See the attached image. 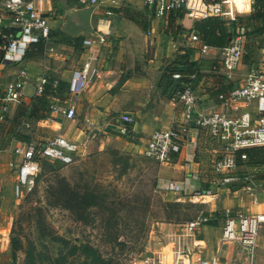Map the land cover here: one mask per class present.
<instances>
[{"label":"rangeland","instance_id":"1","mask_svg":"<svg viewBox=\"0 0 264 264\" xmlns=\"http://www.w3.org/2000/svg\"><path fill=\"white\" fill-rule=\"evenodd\" d=\"M189 7L191 9L190 2ZM206 7L209 9L208 6ZM241 17L245 19L243 29L238 31L234 37H241L244 53L238 69L230 79H226L225 83H230L231 88L243 84L246 73L258 67L261 62L264 50V0H253L250 14ZM186 18L192 17L186 16ZM158 22L160 25L163 23L161 19ZM94 29L96 31L95 27ZM97 33L101 34V31ZM165 36L164 41L158 42L148 36L147 38L140 36L139 39L137 37L126 39L118 36L103 38V40L84 36L78 39L76 46L79 48L71 57H79L89 52L93 58L88 61H92L96 66L102 63L106 56L113 64L123 63L114 57L124 53L125 63L128 60L129 64H132L135 58L139 65H146L151 64L152 61L156 62L154 54H158V62H161L163 69L174 63L182 64L187 59L186 54L189 47H198L197 41L190 40L191 36L187 37L180 29L174 31L171 37ZM9 39L11 38L8 37L7 41ZM107 40L110 44L105 47L103 45ZM160 48L163 49L157 52ZM93 49L97 52L93 53ZM197 55L195 57L199 60L212 57L211 54L200 52ZM220 57L221 53L213 56L215 70L198 68L197 78L193 82L198 96L212 89L213 77H224L219 64ZM245 61L247 64H244ZM28 87L25 91L32 92L34 87L32 85ZM54 105L64 107V104L55 103ZM9 114L8 117H11V112ZM60 115L53 112L50 119L59 120L64 129H69L73 123L64 121V117ZM79 117L76 115V120L79 121ZM8 125L7 121L3 125L0 124V264H24V253L31 244L36 249V253L41 254L42 264H58L53 260L62 255L61 264H82L83 258L71 256L68 249H62L60 243L54 241L52 236L65 239L69 245L91 246L97 249L103 257L110 259L113 264H130L146 251L159 250L165 243L166 234L170 232L165 224L183 225L188 222L167 223L158 207L156 201L158 199L163 202L182 204L179 212L189 213L190 220L201 214L204 215L210 226L212 220H209V214L204 210L206 205L215 207L213 209L219 223H222L219 212L222 213L229 207L235 210L229 206V199L241 201L250 207L255 202H257V208L263 206L261 198L256 200L250 198L238 189L239 186L216 187L214 184L212 192L215 191L218 194L220 191L215 199L213 196L194 198L184 194H168L158 189L159 192H156L152 187L157 181L158 166L144 156L145 143L142 139L138 135H130V141L134 145H124L119 138L125 137L114 134L108 128L102 130L91 128L83 131V134H78L77 139L73 141L78 147V157L75 162L63 167L57 163L45 161L41 172L34 178L30 191L24 190L21 195L17 196L14 169L17 158L11 152L14 140L6 134ZM79 128H81L80 123L77 124L76 129ZM30 134L34 143L42 144L57 136L50 125L33 126ZM204 141L205 138L202 137L196 151L199 159H203L201 150ZM206 155L204 159L209 172L215 156L210 152ZM246 170L264 181V164L246 169L243 167L238 171L242 173ZM65 185L73 193L75 192L71 197L82 193V189L90 194L101 196L100 205L87 209L76 207L70 209L68 204L60 202L57 191ZM127 201L130 202L129 206L124 204H128ZM147 204H149L148 208ZM211 233L214 234L211 240L215 244L220 238V232L216 234V230H213ZM12 236L19 239L22 244V250L16 253L15 261L11 257L10 237ZM258 236L259 238L264 236V229H259ZM232 254L237 255L235 252ZM253 264H264V238L258 239Z\"/></svg>","mask_w":264,"mask_h":264},{"label":"built area","instance_id":"2","mask_svg":"<svg viewBox=\"0 0 264 264\" xmlns=\"http://www.w3.org/2000/svg\"><path fill=\"white\" fill-rule=\"evenodd\" d=\"M129 2L131 0H121ZM150 15L162 19L171 11H187L190 0H141ZM81 6L96 5L97 0H78ZM203 6L201 18L214 17L225 22H235L241 16L250 14L253 0H211L207 9ZM0 10L12 16V28L18 35L9 39L4 48L1 63H19L30 46L43 44L50 40L51 29L48 20L36 9L32 1L0 0ZM195 16V17H199ZM203 16V17H202ZM200 18V17H199ZM190 40L197 41L192 35ZM200 53L209 47L198 43ZM220 68L223 76L230 79L238 69L244 50L240 36L233 37L229 44L220 49ZM89 64H86L78 78L66 89L67 93L83 88L88 74ZM178 73L172 79L178 80ZM189 82L172 101L182 109L180 123L167 130L154 131L145 141L144 156L155 165L161 166L170 162L172 155L181 154L184 147H189L192 153L198 148L196 138H188L189 124L205 138L203 145L213 154L212 186H239L249 197L255 200L261 197L263 209L259 212L244 215L224 209L222 212L223 227L220 239L210 253L204 255L205 246L195 239V235L207 223L202 214L180 225V230L167 236L165 243L157 251H146L136 257L130 264H253L258 248V231L264 229V181L246 170L239 172L245 165H238L237 160L246 161V151L264 147V50L258 67L252 68L245 77L243 84L232 87L226 94L217 97L213 107L205 108L199 104L193 81L195 75L188 77ZM25 72L0 89V123L5 121L12 105L21 102L24 88L28 84ZM48 82L46 75L35 79L34 95H40ZM57 85L54 81L53 87ZM52 112L61 114L66 120L76 118L73 107L61 108L54 106ZM132 120L121 116L114 124V131L120 136L129 134L128 125ZM197 136V134H195ZM13 155L15 163V194L21 195L24 190L30 191L34 178L41 172L43 162L57 163L59 166L72 165L78 157L75 144L63 136L57 135L45 143H15ZM214 182V183H213ZM188 187V189H186ZM179 194L188 191L194 198L213 196L212 190H194L184 182L168 180L156 185L155 191ZM257 204V203H256ZM237 253L234 256L232 253Z\"/></svg>","mask_w":264,"mask_h":264},{"label":"crops","instance_id":"3","mask_svg":"<svg viewBox=\"0 0 264 264\" xmlns=\"http://www.w3.org/2000/svg\"><path fill=\"white\" fill-rule=\"evenodd\" d=\"M24 1H32L39 13L48 20L51 29L50 40L42 50L37 47V45L30 46L25 57H23L22 61L19 63H0V89L3 90L8 84L17 79L20 73L25 72L28 84L23 90L24 96L21 99V102L27 104L29 103L30 98L35 95L34 89L32 92L28 90L25 91V89H27L29 85L34 87L35 79L38 76L46 75L47 77L67 83L69 87L73 81H78L83 67L86 64H89L88 74L84 80L83 88L79 89L78 87L75 92L67 93L63 107H73L76 115L80 116V120L78 121L75 118L74 121H68L62 116L64 121L72 122L74 124H72L69 129H64L63 124L55 119H47L39 122L38 126L50 125L51 129H53L57 135L63 136L73 143V141L77 139L76 136H78V134H83V131L91 128H100L101 130L103 128H108L111 132L120 136L113 130L114 124H116L119 117L128 116L132 120L131 124L128 125L129 134L127 136H122L125 138H119V140L124 145H134V143L130 141V135H138V137L142 139V142L145 143L147 138L154 131L167 130L178 124V119L181 120L182 115L181 107L175 104L172 100L166 99L157 89V84L162 71L161 62H158V54H154L156 62L152 61L151 64L148 63L146 65H139L135 58L132 64H129L128 60L127 63H125L126 58L124 53H120L114 57L116 60L123 63L113 64L108 61V56H106L104 61L96 66L93 65L94 63H92V61H88V59L93 58L89 52H85L79 57L72 58L71 56L76 53L79 46L76 47V45L70 43V40L74 38L62 33L59 30V25L65 7L82 8L84 6H81L78 0ZM190 5L192 10L191 16L203 15V6L199 0H190ZM88 6L93 7L91 22L97 32L101 31V34H98L101 40H103V38L109 39L110 37L116 38L118 36H123L122 38L126 39L128 37H137L139 39L140 36H146L147 38L148 36L149 38L156 39V42H158L164 41L166 37L164 34L158 33V28L160 26L158 21L160 19H156L148 14V11L141 0H131L129 2H123L121 0H97L96 5ZM115 10H119V12H115ZM126 11L129 14L131 12H136L139 15L144 14L146 19L150 16L154 18L155 20L150 23L149 32H141L139 26L136 24L132 26L134 29L136 27L138 28L136 31L133 28H130L129 25L131 24L128 22L126 23L125 21L127 19ZM199 17L201 18V16ZM10 28H12V16L5 11L0 10V32L3 29ZM109 44L110 41L107 40L103 46L108 47ZM162 49H158L157 52H160ZM96 52L97 51L93 49V53ZM109 53H111V51H109ZM216 53H220V50L209 48L204 52L203 54H211L212 57H207L202 60L200 59L199 67L207 70H215L216 67L213 62V56ZM202 58L204 57L202 56ZM224 78L225 77H221L220 80L226 82V78ZM211 82L213 87L217 85L216 78H212ZM197 98L199 104L205 108L213 107L215 104L210 99L207 92L201 96L197 95ZM16 106L17 105H12L8 114L11 112L13 115ZM78 123H80L81 128L76 129ZM195 134H197V136H195ZM202 137L203 135L201 133L198 135V133L194 131L193 124L190 123L188 138H196L199 146V141ZM15 143L17 142H14V146L16 145ZM12 151L13 150H11V152ZM209 152V149L203 145V149L201 150L202 154L200 153L203 159H199L198 156H196V152L192 153L188 146L184 147L181 154L172 155L170 162L158 166L157 185L159 186L168 180H173L184 182L189 188L194 190H212V165L208 172L206 169V160L204 159L207 156L206 153ZM186 189H188V187ZM179 194H184L188 197L190 196L188 191ZM218 194L214 191L212 194L213 199L217 198ZM256 203L257 202L250 207L248 204L244 205L245 203L243 204L241 201L229 199V206L235 208V210L232 209V211L244 215H250L263 209V206L257 208ZM213 208H215L213 205H206L204 209L205 212L209 214V220H212L211 226L208 221L195 235V239L201 242L206 248L203 253L204 255L210 253L212 249H215L218 243H212L211 238H214V234L211 232L216 230V234L220 232L221 235L223 227L222 215L220 217L222 223H219ZM218 214L222 213L219 212ZM165 226H167L166 228L170 231L169 234H166L167 236L180 230V225L165 224ZM260 238H264V236Z\"/></svg>","mask_w":264,"mask_h":264},{"label":"trees","instance_id":"4","mask_svg":"<svg viewBox=\"0 0 264 264\" xmlns=\"http://www.w3.org/2000/svg\"><path fill=\"white\" fill-rule=\"evenodd\" d=\"M202 1L206 6L210 7L211 0ZM115 12H119V10H115ZM186 16V11L181 10L171 11L164 14L161 19L163 23L159 26L158 33H162L171 37L174 31L180 29L185 32L187 37L192 35L198 37L199 42H197V44L199 43L200 45H205L209 48L220 50L229 44V40L232 39L238 31L243 29V23L245 20L240 17L235 22L230 23L214 17L187 19ZM126 17L127 19L125 21L126 23L128 22L131 24L129 25L130 28L134 29L132 26L136 24L137 26H140L139 28L141 32H149L150 23L152 21L151 16L146 19L144 14L139 15L136 12H131L129 14L126 11ZM136 29L138 28L136 27L134 30L136 31ZM18 32L19 31L15 28L3 29L0 32V63L3 57L4 48L8 43L7 38L16 37ZM79 38L70 40V43L74 45L78 44ZM37 47H39L41 50L44 49L43 44H38ZM198 53V47L193 48V46H190L186 54L187 59L182 64L174 63L173 65L164 67L162 69L157 84V89L162 96L168 100H173L176 98L177 93L182 91L184 86L189 82V76L195 75L196 80L199 68V58L195 57V55ZM244 63L247 64L246 61ZM174 73H178L182 77L178 80H174L172 79V75ZM213 78H216L217 85L214 87L212 86V89L207 91V94L214 103H217L218 95L226 94L231 89V85L225 84V82H223L224 80H220L221 77ZM54 81L57 82L55 87H53ZM67 87V83L48 77V82L40 95L31 97L29 103L27 104L23 102L17 104L13 115L11 117L6 115L5 121L0 123L1 125L5 124L6 121L9 123L6 134L17 143L28 144L34 142L30 134L32 127L38 126L39 122L50 119V117L53 116L51 108L55 106V103L61 105L64 104L67 97ZM56 106L59 107L58 105ZM263 153L264 147L250 149L246 151V161L241 162L240 160H237V164L245 165L246 167L261 166L264 164ZM45 163L46 162H43V166ZM156 184V182L153 183V190H155ZM57 191L60 202L62 204H68L70 209L71 207L87 209L100 205L101 196L90 194L88 191L83 189V192L77 193L76 197H71V195H74L75 192L73 193V191H71L67 185L61 187ZM156 201L158 202V207L161 209V213L164 215V220H166L167 223L177 224L182 221L190 220L189 213L185 212L182 214L179 212L183 206L182 204L163 202L159 199ZM147 202H149V200ZM127 203L128 204H124L129 206L130 202L127 201ZM146 207L148 208L149 204H147ZM194 218H191V220ZM52 239L60 243L62 249H68L71 256H79L80 258H83L84 260L82 264H113L110 259L108 260L103 257L97 249H94L91 246L69 245L65 239L58 236H52ZM10 248L12 260L15 261L16 253L22 250V244L20 240L14 238L13 236L10 237ZM24 254V264H42L40 259L41 254L39 252L36 253V249L32 244L28 245V249H26ZM61 260H63V255L54 259L53 262L61 264Z\"/></svg>","mask_w":264,"mask_h":264},{"label":"water","instance_id":"5","mask_svg":"<svg viewBox=\"0 0 264 264\" xmlns=\"http://www.w3.org/2000/svg\"><path fill=\"white\" fill-rule=\"evenodd\" d=\"M92 6L82 8L65 7L62 12V20L59 30L71 38L90 36L99 38L91 22ZM231 39L229 40V42Z\"/></svg>","mask_w":264,"mask_h":264}]
</instances>
